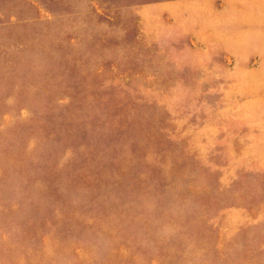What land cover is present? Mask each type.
Wrapping results in <instances>:
<instances>
[{
    "label": "rangeland",
    "instance_id": "rangeland-1",
    "mask_svg": "<svg viewBox=\"0 0 264 264\" xmlns=\"http://www.w3.org/2000/svg\"><path fill=\"white\" fill-rule=\"evenodd\" d=\"M0 264H264V0H0Z\"/></svg>",
    "mask_w": 264,
    "mask_h": 264
}]
</instances>
